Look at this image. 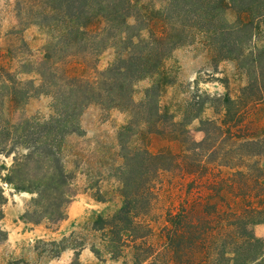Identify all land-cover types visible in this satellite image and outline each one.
<instances>
[{
    "label": "trees",
    "instance_id": "obj_1",
    "mask_svg": "<svg viewBox=\"0 0 264 264\" xmlns=\"http://www.w3.org/2000/svg\"><path fill=\"white\" fill-rule=\"evenodd\" d=\"M16 6L20 25L46 39L0 47V243L6 188L33 195L28 223L51 226L82 190L107 204L92 221L103 263L264 264V0ZM184 48L205 54L213 76L233 63L243 84L233 94L226 76L227 91L210 93L199 72L166 106L179 77L170 61ZM43 99L47 110L31 113ZM91 107L128 120L91 146Z\"/></svg>",
    "mask_w": 264,
    "mask_h": 264
},
{
    "label": "rangeland",
    "instance_id": "obj_2",
    "mask_svg": "<svg viewBox=\"0 0 264 264\" xmlns=\"http://www.w3.org/2000/svg\"><path fill=\"white\" fill-rule=\"evenodd\" d=\"M18 1L20 0H0V47L6 46V39H26L29 42L33 39H46L38 28L26 29L27 27L20 25L16 6ZM11 31H15V35H8ZM17 31L20 33L17 34ZM170 66L179 69V77L177 85L167 89L163 103L166 106L176 105L186 97L192 80L199 72L203 76L201 87L210 93L227 91L224 84L226 76L231 79L229 89L233 94L243 84V78L239 77L233 63L220 66L221 73L213 76V69L205 54L193 48L178 50L170 61ZM149 84V81L137 84V98L142 97ZM48 104L49 100L43 99L35 103L30 112H45ZM127 120L128 114L117 110L107 114L98 107H91L83 117V125L91 140L90 145L93 146L98 138L113 137ZM194 136L197 141H201L204 134L196 131ZM6 195L8 202L1 227L7 234V240L0 243V264H73L76 252L80 253L79 264H120L103 263L91 251V244L96 241L92 221L98 212L107 208V204L97 202L90 192L80 191L68 209L67 220L57 226L46 222L34 225L23 218L33 195L16 193L10 188H6ZM255 231L264 239V224L256 226Z\"/></svg>",
    "mask_w": 264,
    "mask_h": 264
}]
</instances>
